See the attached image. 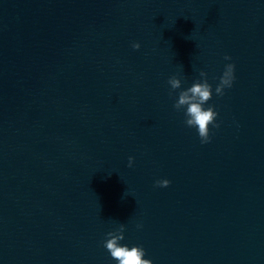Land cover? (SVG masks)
Here are the masks:
<instances>
[{
  "label": "water",
  "instance_id": "1",
  "mask_svg": "<svg viewBox=\"0 0 264 264\" xmlns=\"http://www.w3.org/2000/svg\"><path fill=\"white\" fill-rule=\"evenodd\" d=\"M226 53L201 143L168 77ZM121 222L153 264H264V0H0V264H115Z\"/></svg>",
  "mask_w": 264,
  "mask_h": 264
},
{
  "label": "clouds",
  "instance_id": "2",
  "mask_svg": "<svg viewBox=\"0 0 264 264\" xmlns=\"http://www.w3.org/2000/svg\"><path fill=\"white\" fill-rule=\"evenodd\" d=\"M140 41L132 42L133 48H140ZM224 65L218 82L213 84L208 79L205 69L199 70L200 74L187 87H181L183 80L179 74L173 73L168 77L170 85L169 94L174 96V107L183 110L185 123L194 127L200 137L201 143H206L211 139L210 132L213 128H219L221 121L217 120L218 110L215 104L208 103L213 91L218 95H223L226 88H230L236 79L235 62L232 61L230 54H225ZM179 89L178 95L174 90ZM211 125V127H210ZM135 157H128V164H133ZM157 185L166 186L170 183L169 178L163 177L156 179ZM142 227V224H137ZM126 224L121 222L118 226L111 228L105 233L102 244L109 250L111 257L115 259V264H153L151 258L145 255L146 249L142 244L122 242L125 236Z\"/></svg>",
  "mask_w": 264,
  "mask_h": 264
}]
</instances>
